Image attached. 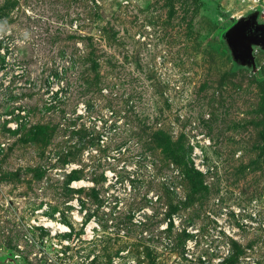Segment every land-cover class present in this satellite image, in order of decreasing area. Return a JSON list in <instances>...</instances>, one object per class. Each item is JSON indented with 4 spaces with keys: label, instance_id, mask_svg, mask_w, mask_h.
<instances>
[{
    "label": "rangeland",
    "instance_id": "obj_1",
    "mask_svg": "<svg viewBox=\"0 0 264 264\" xmlns=\"http://www.w3.org/2000/svg\"><path fill=\"white\" fill-rule=\"evenodd\" d=\"M255 11L0 0V264H264V48L224 38Z\"/></svg>",
    "mask_w": 264,
    "mask_h": 264
},
{
    "label": "water",
    "instance_id": "obj_2",
    "mask_svg": "<svg viewBox=\"0 0 264 264\" xmlns=\"http://www.w3.org/2000/svg\"><path fill=\"white\" fill-rule=\"evenodd\" d=\"M258 11L239 16L225 31L224 38L237 60L254 63L253 45L264 48V23L257 21Z\"/></svg>",
    "mask_w": 264,
    "mask_h": 264
},
{
    "label": "bare ground",
    "instance_id": "obj_3",
    "mask_svg": "<svg viewBox=\"0 0 264 264\" xmlns=\"http://www.w3.org/2000/svg\"><path fill=\"white\" fill-rule=\"evenodd\" d=\"M46 225L51 226L53 228H61V230H67L68 229L64 224L59 223V222H55L54 220H49V219L46 222Z\"/></svg>",
    "mask_w": 264,
    "mask_h": 264
}]
</instances>
